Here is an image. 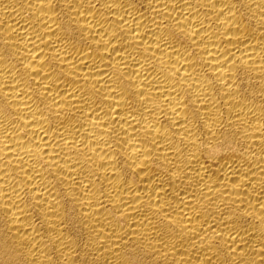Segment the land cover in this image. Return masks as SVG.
<instances>
[{
  "label": "bare ground",
  "instance_id": "obj_1",
  "mask_svg": "<svg viewBox=\"0 0 264 264\" xmlns=\"http://www.w3.org/2000/svg\"><path fill=\"white\" fill-rule=\"evenodd\" d=\"M0 264H264V0H0Z\"/></svg>",
  "mask_w": 264,
  "mask_h": 264
}]
</instances>
